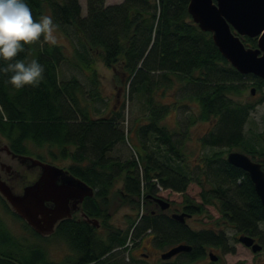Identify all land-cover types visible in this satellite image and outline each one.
Masks as SVG:
<instances>
[{"label": "trees", "instance_id": "obj_1", "mask_svg": "<svg viewBox=\"0 0 264 264\" xmlns=\"http://www.w3.org/2000/svg\"><path fill=\"white\" fill-rule=\"evenodd\" d=\"M26 2L34 19L50 10L63 34L75 40L74 55L71 58L66 53V44H49L43 37L40 45L35 41L24 46L25 50L14 59L38 60L45 69L44 79L38 87L17 90L7 83L11 73L0 72V134L15 154H35L33 144L46 147L53 160L71 159L65 168L94 188L93 195H86L81 205L85 216L92 220L68 216L56 224L51 234L42 236L25 220L39 239L29 242L15 235L0 217V264H122L109 258L147 231L154 234L155 243L162 248L190 244V250L180 252L188 260L203 258L209 245L228 250V227L236 229V239V233H246L264 243L260 228L264 205L254 182L248 171L229 162L227 150L222 148L238 147L264 168V141L261 145L252 143L244 133L256 101L233 97L240 93L245 78L252 79L259 90L264 80L241 73L225 58L212 33L193 20L189 0H122L109 4L106 0H87L86 15H82L80 0ZM242 38L245 44L257 46V37ZM97 50L104 63L114 68L124 98L139 104L145 115L144 121L137 124L141 116L135 115L130 129L138 134V143L125 131V101L101 115L106 107L102 110L96 105L103 97L99 89L83 91L76 75L60 78L59 66L67 60L90 71L88 77L97 85L98 72L92 58ZM4 66L6 62L0 60V67ZM170 87L176 95L173 103L164 100ZM83 92L90 97L83 99ZM263 98L264 94L259 100ZM185 99L195 101L199 107L190 122H212L200 138L202 145L218 147L194 164L187 158L183 140L175 138L176 131L161 123L171 108L177 109ZM127 138L134 149L131 156H111L115 145ZM37 158L46 160L43 153ZM118 177L122 178V187L113 190ZM191 181L201 186L200 200L186 194L183 211L208 212L207 205H215L221 215L214 219V227L198 229L161 208L148 209L158 196V184L184 192ZM116 196L121 205H129L139 217H130L126 229L110 221L112 198ZM0 199L8 211L23 219L5 197ZM93 220H98L101 227ZM53 239L65 240L73 253L63 260L51 259L47 245ZM141 262L134 255L130 258V264Z\"/></svg>", "mask_w": 264, "mask_h": 264}, {"label": "rangeland", "instance_id": "obj_2", "mask_svg": "<svg viewBox=\"0 0 264 264\" xmlns=\"http://www.w3.org/2000/svg\"><path fill=\"white\" fill-rule=\"evenodd\" d=\"M120 1L122 0H106V4ZM80 2L82 6V15H86L87 0H80ZM46 15L51 16V12L48 8L46 10ZM53 35L55 37V42L64 43L67 45L66 53L71 58H73L75 40L72 41L65 34H63L62 29L56 24ZM40 41L41 39L39 40V45ZM92 58L93 65L98 72L99 82L97 85H94L88 77V73L90 71H85L78 65L67 60L63 61L59 66L60 78L65 79L69 76L76 75L82 83L83 91L85 90L87 92H90V90L92 89H99V92L103 97L96 101V105L100 106L102 110L106 107V109L102 111L101 115L108 113L110 109H112V107H119L122 101H125V131L128 134H131L132 140L138 143V134L134 130L131 131L130 129L132 127V124L134 123L135 115H137L138 117L141 116V118L137 120L136 124L144 121L143 119H145V115H143V111L139 108V104L136 105L135 103L130 101L128 97L124 98L122 89H120L119 83L117 82L118 80L115 78V70L114 68L109 67L104 63L103 58L100 55V50L94 51L92 54ZM252 82V79L245 78L243 81L244 85L241 88L240 93L233 94V97L244 102L256 101V104L250 111L249 117L246 121L244 133L246 138L252 143L261 145L264 141V98L261 100H259V98L264 94V86L260 90L255 88L254 93H252L251 89L252 87H254V84H252ZM172 90L173 89L171 87L168 88L167 94L164 97V100L166 102L173 103L175 101L176 95L175 93H172ZM81 95H83V99L90 97H88V93L86 92H83V94L81 93ZM181 102H179V106L177 107V109L171 108L170 112L164 117L161 123L166 124L171 130L176 131L175 138L183 140V147L188 156L187 158L194 164L196 160H200L201 157H203L204 155L206 156L207 154L211 153L213 149L218 147L208 145L203 146L202 141L200 140V138L204 136L207 131H209L212 122L202 121L198 119L190 122V119L194 115L196 116L199 112L197 103L189 99H185L182 103ZM183 103H189L191 104V107L184 105ZM135 126L136 125H134L133 129L135 128ZM261 132H263L262 136H260ZM31 147L36 150V153L33 154V157L36 158L38 153L45 154V162H50L61 167H66L71 161V159L64 160L61 158L53 160L52 156L48 154L46 147H37L33 144H31ZM222 148L227 150L226 155L231 150H229L228 147ZM233 149L238 150L239 148L234 147L232 148V150ZM132 152H134L133 146L130 142V138H127L126 140L117 143L110 152V155L118 156L120 159H125L131 156ZM38 171V166H28L27 163L22 162L19 158H17V156H13L8 146L7 139L0 134V182H4L5 184H7L9 188H11V190H13L14 192L20 193L22 192L23 186L25 184L31 183L36 178V173H38ZM122 184V178L118 177L113 186V190L122 187ZM157 187H159L157 195L162 196L172 202V206L170 208L164 209L163 212L165 213L183 211V201L186 194L190 195L196 200H200L199 192L201 191V186L195 181H191L184 192L173 190L170 188H163L159 184L157 185ZM0 196L6 198L1 188ZM11 207L13 208L12 205ZM148 209L159 208L153 202L148 205ZM207 211L208 212L195 213L189 217H186V222L192 227L198 229L214 227V219L218 218L221 215V212L219 211L218 207L213 204L207 205ZM111 212L112 215L110 221L112 222V224L124 229L130 226V217H136L137 219L139 218L136 210L131 208L129 205H121L117 196L112 198ZM73 216L89 219L86 216L82 215V212L79 211L75 212ZM0 217L15 235L20 236L21 238H24V240H28L29 242L37 240L39 241V239L34 235L32 229H30V227L26 225V219L23 216V219H21L12 212L8 211L1 199ZM89 220L91 221L92 219ZM93 221L99 227H101L98 220ZM260 226V228L264 231V223H261ZM101 230L103 231V229ZM235 230L236 229H234L233 227L227 228L228 250L225 251L221 247L209 245L207 247V254L203 258L198 260H188L187 256L184 253H177L169 258H162L161 253L168 248L159 247L155 243L154 234L149 231L144 233L142 235V238H140L136 242L130 240L128 248H125L123 252L115 253L109 259H117L122 264H130V258L132 255H134L138 259L142 260V264L144 262L145 264H160L162 262L172 261L182 264H209L210 262H215L216 264H264V245L260 251H253L251 247L246 246L238 239L233 237ZM38 232L41 234V236L52 233H46L42 231ZM236 235L238 234L236 233ZM260 242L264 244L261 239ZM47 249L49 257L54 260H63L66 254L73 253L72 248L63 239H53V241L48 243ZM210 250H213V252L218 255V259L216 261H212L210 259L208 255V252ZM106 263L107 262H105L104 264Z\"/></svg>", "mask_w": 264, "mask_h": 264}, {"label": "water", "instance_id": "obj_3", "mask_svg": "<svg viewBox=\"0 0 264 264\" xmlns=\"http://www.w3.org/2000/svg\"><path fill=\"white\" fill-rule=\"evenodd\" d=\"M188 11L202 30L212 33L214 43L237 70L243 74L252 73L264 80V0H189ZM243 36L257 37V46L245 44ZM254 91L252 87L251 92ZM31 158L35 165L41 167L37 179L26 185L20 193L11 190L4 182H0V188L13 209L36 230L53 232L62 218L71 216L70 199L79 194L78 201H82L84 196L93 195L94 188L67 168ZM227 159L248 171L264 205L262 163L234 149L228 152ZM153 199L161 209L170 207V201L162 196ZM190 215L186 211L171 213L181 222H185ZM238 240L255 252L263 248L262 243L250 234H240ZM191 248L188 243L176 244L162 252L161 256L169 258ZM208 254L212 261L218 259L213 250Z\"/></svg>", "mask_w": 264, "mask_h": 264}, {"label": "clouds", "instance_id": "obj_4", "mask_svg": "<svg viewBox=\"0 0 264 264\" xmlns=\"http://www.w3.org/2000/svg\"><path fill=\"white\" fill-rule=\"evenodd\" d=\"M55 24L49 15L34 19L26 0H0V60L6 66L0 72L11 73L7 83L19 90L25 86L38 87L44 79V67L38 60L30 62L14 59L24 46L43 37L44 42L55 43Z\"/></svg>", "mask_w": 264, "mask_h": 264}, {"label": "flooded vegetation", "instance_id": "obj_5", "mask_svg": "<svg viewBox=\"0 0 264 264\" xmlns=\"http://www.w3.org/2000/svg\"><path fill=\"white\" fill-rule=\"evenodd\" d=\"M11 153L13 154V156H17V158H19L22 162L27 163L28 166H34V165H35V164L33 163V161H32V158H31V157H33V155H27V156H29V157L25 158L23 155L15 154V153H13L12 151H11ZM33 158H35V157H33ZM36 158H37V157H36ZM37 159H38V158H37ZM36 166H38L39 171H38V173H36V178H35V179H37V177H38V176L40 175V173H41V167H40V165H35V167H36ZM35 179H34V180H35ZM34 180H33V181H34ZM30 182H31V181H30ZM26 185H28V184H25V185L23 186V189H24V187H25ZM22 191H23V190H22ZM84 198H85V196L83 197L82 201H78V200H79V194H76L75 197H73V198L70 199V214H71V216H72L75 212H78V211H79V212H82V215L85 216V214L83 213V211H82V209H81V205H82V202H83ZM153 202L155 203V205H156L158 208H161L157 201L153 200ZM49 205H52V204H49ZM171 206H172V202L170 201V207H171ZM170 207H169V208H170ZM155 210H156V209H155ZM79 218H80V217H79ZM239 235H240V234L237 235V238H238ZM254 237L256 238L257 241L260 242L259 237H257V236H254ZM263 245H264V244H263Z\"/></svg>", "mask_w": 264, "mask_h": 264}]
</instances>
